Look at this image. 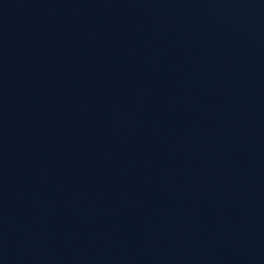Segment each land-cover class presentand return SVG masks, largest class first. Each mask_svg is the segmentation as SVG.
Returning a JSON list of instances; mask_svg holds the SVG:
<instances>
[{
    "label": "water",
    "instance_id": "obj_1",
    "mask_svg": "<svg viewBox=\"0 0 264 264\" xmlns=\"http://www.w3.org/2000/svg\"><path fill=\"white\" fill-rule=\"evenodd\" d=\"M0 264H264V0H0Z\"/></svg>",
    "mask_w": 264,
    "mask_h": 264
}]
</instances>
